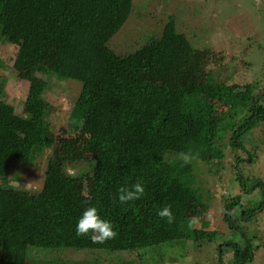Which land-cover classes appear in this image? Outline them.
I'll return each instance as SVG.
<instances>
[{
	"label": "trees",
	"instance_id": "obj_1",
	"mask_svg": "<svg viewBox=\"0 0 264 264\" xmlns=\"http://www.w3.org/2000/svg\"><path fill=\"white\" fill-rule=\"evenodd\" d=\"M132 8L133 0H0V42L18 47L23 66L35 73L24 103L26 119L0 101V137L8 138V133L21 136L13 140L22 150L16 149V159L21 163H28L30 145H55L56 167L67 164L77 168L83 151H92L90 207H96L118 233L103 244L94 242L91 234L77 236L80 213L75 178L49 166L41 191L30 198L14 199L9 192L4 193L3 183L0 185V264H36L44 262L35 260L37 256L43 259L48 253L66 249L148 251L160 257L162 245L188 246L193 252L214 241V232L193 223L195 216L202 215L203 202L195 187L191 159L204 145L215 151L205 158L208 163L219 160L221 153L213 148L214 132L197 129V124L201 119L206 121L216 105L225 106L219 119L233 122L230 146L236 152H245V136L259 124L264 125L262 54L257 51L254 55L255 59L258 56L260 78L252 82L226 85L217 82L210 72L206 83L191 82L182 71L175 73L167 40L176 30L172 15L161 36H147L132 52L118 55L109 47ZM254 43L258 44L256 40ZM47 47L51 48L53 62L42 73L37 67ZM145 72L170 73L174 81L147 84L142 76ZM51 81L81 85L74 104L85 110L76 129L84 135L80 140L60 136L55 143L51 129L45 130L44 120L50 117L51 106L44 96ZM180 152L191 154L188 164L176 159ZM10 157L0 142V180L6 175ZM240 161L238 158L236 163ZM254 181L260 184L259 179ZM136 183L144 187V195L120 204L118 190ZM262 189L263 203L258 209L264 208V185ZM166 205L171 206L175 217L171 225L157 215ZM234 207H239L238 203L225 205L227 222ZM228 225L232 227V223ZM30 239L39 241V247L31 246ZM240 240L244 257L236 264L253 258L249 239L240 236ZM236 245L226 243L232 249Z\"/></svg>",
	"mask_w": 264,
	"mask_h": 264
},
{
	"label": "rangeland",
	"instance_id": "obj_2",
	"mask_svg": "<svg viewBox=\"0 0 264 264\" xmlns=\"http://www.w3.org/2000/svg\"><path fill=\"white\" fill-rule=\"evenodd\" d=\"M169 15H172L176 27L175 32L167 38L175 60L176 74L182 71V76L189 77L191 82L204 83L210 72L217 82L226 85H242L260 78V70L256 68L258 56L255 59L254 55L257 51L258 55L262 54L259 58L263 57L261 66H264V50L258 47H264L262 0H133L127 22L109 42V47L118 55L132 52L144 44L147 36H161L171 19ZM233 32L237 36L243 33V36L238 38ZM255 40L258 44L254 43ZM250 44L255 46L250 47ZM42 55L37 70L41 69L44 73L52 66L51 48L47 47ZM23 61L18 47L0 42V101L12 106L15 115L26 119L24 103L29 81L35 73L23 66ZM142 76L147 84L165 85L174 81V75L170 73L145 72ZM260 88H264V82ZM80 90L81 85L75 82L63 84L51 81L48 84L44 101L51 107L50 117L44 120V124L46 132H49L48 128L51 129L55 143L60 136L78 140L84 136L76 130L78 121L85 113L81 106L74 105ZM225 110V106L218 104L206 121L201 119L197 124V129L214 132L213 148L221 153V157L214 156L219 160L213 163L205 161L211 152L215 154L205 145L199 147V155L191 159L195 187L203 202L202 215L194 217V224L214 232L216 237L213 242L205 243L193 252L188 246L162 245L160 257L148 251L112 253L83 249L57 250L43 259L37 256L35 260L44 262L37 261L36 264H236L242 262L244 257L240 236L249 239L253 246L252 260L242 264H264V208L258 209L263 203L264 125L259 124L245 136V152H236L229 140L233 122L219 119ZM235 122H238L237 118ZM2 137L0 142L11 156L6 175L0 180V185L3 183L6 189L4 193L9 192L17 200L39 193L45 170L52 166L57 172L61 169L62 173L75 178L74 193L79 200L80 216L90 207L91 174L95 159L92 151H83L77 168L67 164L56 167L53 155L55 145L49 148L30 145L26 152L29 161L22 164L16 159V149L21 148L13 141L21 136L8 133V138L12 137V140ZM44 140V145H47V138ZM248 155L251 159H247ZM238 158L245 162L236 163ZM240 173L241 176L236 177ZM257 179L260 184L254 181ZM234 202L239 207H234L227 222L225 205ZM228 223H232V227ZM29 242L33 247L40 245L37 240L30 239ZM227 242L237 243L236 249L226 246Z\"/></svg>",
	"mask_w": 264,
	"mask_h": 264
},
{
	"label": "clouds",
	"instance_id": "obj_3",
	"mask_svg": "<svg viewBox=\"0 0 264 264\" xmlns=\"http://www.w3.org/2000/svg\"><path fill=\"white\" fill-rule=\"evenodd\" d=\"M189 152H180L177 154L176 159L182 161L184 164H188L191 159ZM145 189L140 183L131 185L130 187H121L118 190V201L120 204H126L130 201H136L144 195ZM157 215L161 219H166V222L171 225L174 223L175 217L171 211V206H164ZM195 223V218H193ZM114 225L103 219L99 214L96 207L87 208L76 222V234L77 236H88L91 234L94 242L103 244L107 240H111L117 236V232L114 230Z\"/></svg>",
	"mask_w": 264,
	"mask_h": 264
}]
</instances>
